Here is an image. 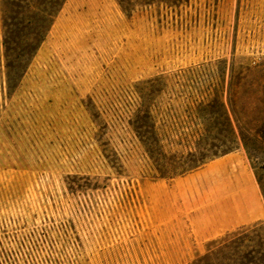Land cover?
Masks as SVG:
<instances>
[{"label":"rangeland","instance_id":"obj_1","mask_svg":"<svg viewBox=\"0 0 264 264\" xmlns=\"http://www.w3.org/2000/svg\"><path fill=\"white\" fill-rule=\"evenodd\" d=\"M23 7L0 0V264H264V219L215 231L243 162L264 207V0H67L40 48Z\"/></svg>","mask_w":264,"mask_h":264},{"label":"crops","instance_id":"obj_2","mask_svg":"<svg viewBox=\"0 0 264 264\" xmlns=\"http://www.w3.org/2000/svg\"><path fill=\"white\" fill-rule=\"evenodd\" d=\"M220 162H213L212 164L215 165H209L208 169V172L214 173L217 181L228 173L225 170L229 169L231 163L230 160ZM219 167H221L223 172L222 170L217 172L216 169ZM242 172L243 177H239L236 183H225L224 188L220 187L221 190L225 189L229 193L215 208V215L219 219L215 226V231L218 232L217 235L251 225L264 219L261 194L245 162H243Z\"/></svg>","mask_w":264,"mask_h":264},{"label":"trees","instance_id":"obj_3","mask_svg":"<svg viewBox=\"0 0 264 264\" xmlns=\"http://www.w3.org/2000/svg\"><path fill=\"white\" fill-rule=\"evenodd\" d=\"M67 0H2L3 5L5 7V10L7 12L8 21L11 22L14 18V15H20L18 13L19 10H22L24 7L23 5H27V9H36V11L39 14V19L35 21L36 23L27 22V24L30 26V28L34 31V38L33 43H38V47L40 48L41 43H43L53 26L56 18L58 17L59 13L61 12L64 4ZM16 20H18L16 18ZM6 21V27L15 26V24H9V22ZM140 129H138V134L140 135ZM206 136L210 135V129H206L205 131ZM231 135L235 139L236 133L234 129L231 127ZM148 153L151 156H154L156 154V151L153 147L148 148ZM201 153V151L199 152ZM230 151L223 152V155L229 154ZM218 155H213V157L210 158H201L198 159L196 164L188 169V172L196 171L201 168H203L205 165L209 163V161L212 160V158H217ZM163 178H166V175H162ZM236 233H231L226 235L225 238L213 241V244L219 243L221 241H224L231 235H235Z\"/></svg>","mask_w":264,"mask_h":264}]
</instances>
